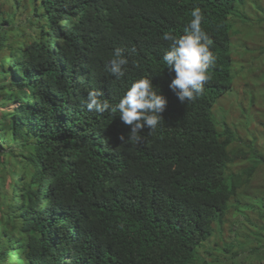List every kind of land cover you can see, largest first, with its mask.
<instances>
[{
  "label": "trees",
  "instance_id": "trees-1",
  "mask_svg": "<svg viewBox=\"0 0 264 264\" xmlns=\"http://www.w3.org/2000/svg\"><path fill=\"white\" fill-rule=\"evenodd\" d=\"M243 1L0 0V264L264 259L262 212L250 261L206 247L264 207V154L212 112Z\"/></svg>",
  "mask_w": 264,
  "mask_h": 264
},
{
  "label": "rangeland",
  "instance_id": "rangeland-1",
  "mask_svg": "<svg viewBox=\"0 0 264 264\" xmlns=\"http://www.w3.org/2000/svg\"><path fill=\"white\" fill-rule=\"evenodd\" d=\"M243 5L245 7L237 4L232 15L244 20L245 24L241 26L242 24L236 21V28L230 30V45L234 59L231 89L214 103L212 112L218 129L222 128V124L228 125L235 140L238 138L252 141L253 145L257 144V152L262 155L264 154V0H244ZM15 20L16 24L21 25V16H17ZM26 34L30 35L27 29ZM258 183L254 191L260 192L262 182L258 181ZM4 186L6 192L12 189L7 180ZM10 200H15V196L10 195ZM257 208L259 210L247 205L245 209H241L243 212L237 211L236 216H231L228 227L224 228L222 235L224 240L216 232L206 247L213 246V243L219 242L218 238H220L224 243L235 244L233 249L239 253L237 261L242 260L245 263L250 261L248 245L239 248L237 241L243 243L244 239L235 235L247 236L250 228L245 223V217L250 214L249 217L255 219L260 212L264 213V207ZM231 224L234 226L231 227ZM256 232L257 229L254 228L249 234V239L254 245L259 243L256 241L259 237ZM259 250L264 252L263 247ZM227 256L229 257L230 254ZM255 264H264V259Z\"/></svg>",
  "mask_w": 264,
  "mask_h": 264
},
{
  "label": "clouds",
  "instance_id": "clouds-1",
  "mask_svg": "<svg viewBox=\"0 0 264 264\" xmlns=\"http://www.w3.org/2000/svg\"><path fill=\"white\" fill-rule=\"evenodd\" d=\"M62 24V23H61Z\"/></svg>",
  "mask_w": 264,
  "mask_h": 264
}]
</instances>
